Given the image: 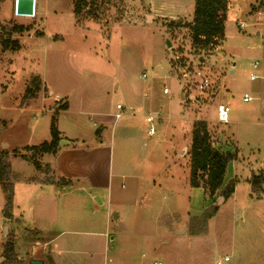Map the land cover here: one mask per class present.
<instances>
[{"label":"rangeland","instance_id":"374dc122","mask_svg":"<svg viewBox=\"0 0 264 264\" xmlns=\"http://www.w3.org/2000/svg\"><path fill=\"white\" fill-rule=\"evenodd\" d=\"M15 5L0 2V37L2 25L33 29L14 35L18 51L0 44V150L19 175L9 216L0 185V264L39 257L44 264H217L225 256V264H264V192L252 194L249 180L264 174V103L243 100L245 92L264 96V80H251L264 74V0H229L225 40L200 52L188 28L169 26L191 21L195 0H113L100 10L102 20L76 17L73 0H37L35 16L17 15ZM199 71L209 86L193 101ZM35 76L41 88L27 98ZM119 103L134 108L101 126L94 112L114 114ZM220 104L230 107L227 123L218 120ZM53 115L69 140L110 146L102 184L45 182L54 154L40 157L43 170L21 156L52 139ZM197 120L208 123L222 150L238 153L221 187L237 179L229 198L190 183ZM10 232L15 258L4 254Z\"/></svg>","mask_w":264,"mask_h":264},{"label":"trees","instance_id":"16d2710c","mask_svg":"<svg viewBox=\"0 0 264 264\" xmlns=\"http://www.w3.org/2000/svg\"><path fill=\"white\" fill-rule=\"evenodd\" d=\"M112 2L113 0H73V11L76 17L87 14L88 17H92L95 20H102L100 10H103L105 6H109ZM228 8L229 0H195L193 19L191 21H171L169 26L172 28H188L191 35V45L195 52L213 50L226 38ZM2 28L3 33L0 37V44L3 51L20 50L22 48L21 42L14 35L23 34L33 29L31 25L20 23H14L10 27L2 25ZM200 60L204 61L202 57ZM189 69L192 70L193 67L190 65ZM31 82L34 85L27 87V98L35 96L41 88L37 76L33 77ZM68 107L69 104L65 103L59 107V110H66ZM56 115H53L51 120L52 139L38 145L26 147L21 155L24 159L35 164L39 170L44 169L39 160L40 157L46 153L56 154L60 148L59 142L62 136L61 130L58 128ZM213 138L206 121L197 120L194 122L192 142L188 152L190 156V183L195 187L203 185L205 193L211 198L219 191L225 198H229L235 192L237 179L231 180L224 188L221 187L225 180L228 163L237 159L238 153L231 150H222ZM14 151L19 152L20 150ZM45 170L49 174L48 178L44 180L45 182L58 183L64 186L70 185L72 182L71 179L50 175L51 167L49 165L45 167ZM17 177L19 178V175L13 172L11 168L9 152L0 150V185L6 197V216L10 215V210L13 207L15 186L13 180L17 179ZM249 180L252 185V194H256L258 197L262 196L264 192V174L262 172H254ZM217 210L218 208L214 207L209 217L214 215ZM13 235L10 232L4 251V254L10 258H15L14 254L16 253Z\"/></svg>","mask_w":264,"mask_h":264},{"label":"crops","instance_id":"0c3cea01","mask_svg":"<svg viewBox=\"0 0 264 264\" xmlns=\"http://www.w3.org/2000/svg\"><path fill=\"white\" fill-rule=\"evenodd\" d=\"M94 116L97 119L96 121H98L101 126H108L112 123L115 124L116 122L114 119L115 113L112 114L111 112L101 111L94 112ZM61 132L63 133V138L72 139V137H70L64 130L61 129ZM111 158V148L108 144H106V142L97 144L96 146H92L91 148L86 147L85 143H83V145L81 144L77 147L73 145L62 146V148L56 154H54V161L50 162V165L51 170H53L56 177L61 176L72 180L69 186L73 184L74 180L77 181L81 179H88L93 185H99L109 178V165L111 164ZM106 165H108V170L105 169ZM59 236H61V233L59 235L53 236L49 241L46 242L47 246H50V244L56 241ZM41 238L45 239V236H41ZM112 239L115 238L113 237ZM60 250L51 249L50 253H60Z\"/></svg>","mask_w":264,"mask_h":264},{"label":"built area","instance_id":"2783aa9c","mask_svg":"<svg viewBox=\"0 0 264 264\" xmlns=\"http://www.w3.org/2000/svg\"><path fill=\"white\" fill-rule=\"evenodd\" d=\"M259 65H260L259 62L254 63L255 67H258ZM198 75H200V77H201V80L197 83L198 84L197 90H198L199 94L197 97L194 98L193 101H198L200 99L201 95H203L205 93V91L207 90V88L209 86V79L205 75H202V73L200 71L198 72ZM256 79H261L263 81L264 80V74L262 73V74L258 75L256 73H252L251 74V80H256ZM164 92L169 93V90L167 88H165ZM254 99H258L261 103H264V96L263 95L254 96V95L250 94L249 92H245L243 95V100L245 102H248V101H251ZM127 108L129 110H133L134 107L133 106L125 107L124 105H122L120 103L117 104L118 111L115 113V119L116 120L119 119L124 114V111ZM217 116H218L219 121L227 123L229 121V117H230V107L226 104H220L218 106V109H217ZM153 120H154L153 115L147 116V121L149 123H152ZM148 132L150 135L154 134L155 128L153 126H151ZM228 261H230V256H225L223 259L222 258L219 259L217 264H225ZM154 264H159V263L155 262Z\"/></svg>","mask_w":264,"mask_h":264},{"label":"water","instance_id":"95a60500","mask_svg":"<svg viewBox=\"0 0 264 264\" xmlns=\"http://www.w3.org/2000/svg\"><path fill=\"white\" fill-rule=\"evenodd\" d=\"M36 4H37V0H16L15 13L19 16H35ZM257 35H260V32H258ZM168 45H170V41L168 42ZM183 96H184V92L182 89L181 97L183 98ZM81 144H82V141L74 142V141H71L69 139H64V138L60 140L61 146L73 145L77 147ZM15 154H18V153H15ZM222 199H224V197H222ZM5 220H4V223H5ZM114 220L118 223V214L114 215ZM5 230L8 234L9 232L8 227H5ZM30 264H44V262L41 259L34 258L30 260Z\"/></svg>","mask_w":264,"mask_h":264}]
</instances>
